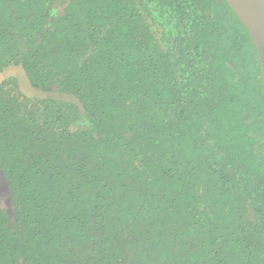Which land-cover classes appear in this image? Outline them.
I'll return each instance as SVG.
<instances>
[{"label": "trees", "instance_id": "1", "mask_svg": "<svg viewBox=\"0 0 264 264\" xmlns=\"http://www.w3.org/2000/svg\"><path fill=\"white\" fill-rule=\"evenodd\" d=\"M53 2L0 0V35H13L0 41V65L22 62L35 87L74 94L84 115L0 84L10 198L0 213V264H257L261 249L239 212L245 202L197 144L203 122L216 143L226 128L243 146L244 171L259 165L240 121V108L252 112L246 79L259 78L256 56L224 1L206 0L224 5L249 71L235 83L215 53L213 78L227 96L214 113L203 105L195 114L191 97L172 102L175 91L193 94L192 83L174 86L170 70L158 73L164 51L132 0H72L83 21L43 22ZM74 123L85 127L71 131Z\"/></svg>", "mask_w": 264, "mask_h": 264}, {"label": "flooded vegetation", "instance_id": "2", "mask_svg": "<svg viewBox=\"0 0 264 264\" xmlns=\"http://www.w3.org/2000/svg\"><path fill=\"white\" fill-rule=\"evenodd\" d=\"M132 1L135 4L136 11L140 12L142 20L150 24L151 31L156 33L155 37L158 38L159 47L164 51L165 56L162 58L164 61L162 60L163 63L157 64L156 67L158 73L161 74L163 70H170L171 74L168 77L172 80L174 86L182 79L186 80L188 84L192 83L190 84V90L194 92L193 94L187 90L185 93L175 91L171 94L172 102L177 103L191 97L193 104L198 105L197 109L191 112L198 113V109L206 105L204 107L206 109L205 113H214L215 109L219 107V100L227 96L226 86L222 83L215 85L218 81L213 78L214 72L220 69L219 64L213 63L212 57L215 53L219 56L222 55L220 62L222 65L225 64L224 66L234 75L233 81L235 83L249 71V60L243 46L244 43L238 36L240 33L237 31L236 26L228 19L224 5L220 2L209 3L206 0ZM71 2L72 0H54L50 9H48V16L43 19V22L54 24L57 22L70 23L76 20L83 21L81 14L75 16L71 10L73 5ZM203 3H206V5L204 4L202 8ZM75 8L79 11L83 9L82 6H77V3H75ZM128 12H131L130 9H128ZM227 35L230 37L228 38ZM7 36L12 37L13 35H0V41H7ZM10 67H20L29 84L36 89L64 93L58 90H44L35 87L24 64L17 60L0 65V74ZM246 80L247 91L252 98L250 108L252 112L248 113L244 108H240V121L247 123V126L242 130L244 140L241 142H245V147L251 150L252 155L258 162L259 165L256 166V169L254 170L253 164L249 163L247 166L251 168L250 172L248 170L244 171L243 167L246 163L241 157H237L243 146L237 147V139L232 140V138H229L226 128L222 129V133L217 134L221 139L218 140L219 143H216L212 138L213 133L207 130L206 124L203 122V125H198V128H196L199 139L196 143L204 146L206 162L211 163V168L217 174V177L221 181L232 182V189L235 190L237 195L242 196L240 201H244L245 205L242 211L239 212L243 221L251 224L253 228V245L261 249L260 251L257 250L261 254L260 263L257 264H264V170H259V167H262V169L264 167V95L258 80V74H253L255 83L251 79ZM0 84L17 86L20 92L16 77L0 78ZM194 94H197V96H194ZM71 95L75 96L74 94ZM28 99L33 103L34 101L49 100ZM76 99L80 102L83 111H80L75 104L73 105L79 109L81 115H84V107L77 97ZM202 118L204 117L202 116ZM75 127L83 129L85 124L74 123L71 131ZM232 141L236 146L235 153L226 143ZM9 200L8 188L0 169V213L1 210L8 209Z\"/></svg>", "mask_w": 264, "mask_h": 264}, {"label": "water", "instance_id": "3", "mask_svg": "<svg viewBox=\"0 0 264 264\" xmlns=\"http://www.w3.org/2000/svg\"><path fill=\"white\" fill-rule=\"evenodd\" d=\"M223 1L237 19L252 46L259 72L258 80L264 95V0ZM7 77H16L20 92L28 98L69 102L83 111L80 102L71 94L42 91L32 87L20 67L7 68L0 74V78Z\"/></svg>", "mask_w": 264, "mask_h": 264}]
</instances>
